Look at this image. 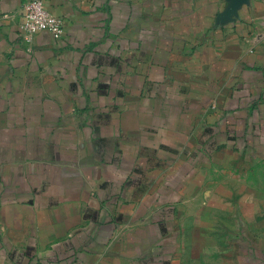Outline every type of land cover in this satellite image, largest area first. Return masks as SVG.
<instances>
[{"label": "crops", "instance_id": "1", "mask_svg": "<svg viewBox=\"0 0 264 264\" xmlns=\"http://www.w3.org/2000/svg\"><path fill=\"white\" fill-rule=\"evenodd\" d=\"M0 0V264H264V0Z\"/></svg>", "mask_w": 264, "mask_h": 264}, {"label": "built area", "instance_id": "2", "mask_svg": "<svg viewBox=\"0 0 264 264\" xmlns=\"http://www.w3.org/2000/svg\"><path fill=\"white\" fill-rule=\"evenodd\" d=\"M20 29L28 43L41 31H48L55 39L64 34L63 19L49 11L44 0H27L24 3Z\"/></svg>", "mask_w": 264, "mask_h": 264}]
</instances>
